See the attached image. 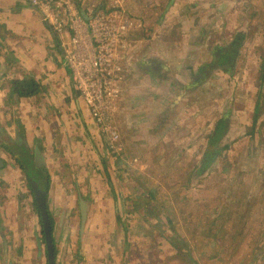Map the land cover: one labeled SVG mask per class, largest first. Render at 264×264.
<instances>
[{"label":"rangeland","instance_id":"374dc122","mask_svg":"<svg viewBox=\"0 0 264 264\" xmlns=\"http://www.w3.org/2000/svg\"><path fill=\"white\" fill-rule=\"evenodd\" d=\"M102 1L82 0L84 5ZM175 3L187 26L199 27L202 33L183 31L198 37L194 41L202 44L199 54L189 56L191 64L184 72L179 65L169 67L168 58L171 76L165 71L155 90L135 78L133 95L126 86L138 58L130 54L122 59V95L112 115L122 150L114 151L109 134L103 132V151L90 153L87 163V170L96 169V177H102L99 183L106 188L97 191L106 192L103 200L108 191L114 192L113 214L104 211L93 190L80 184L85 192L79 191L78 208L70 215L58 211V221L54 216L55 237L60 238L65 223L75 222L74 258L80 264L86 259L81 242L89 218L99 227L89 238L98 245L99 240L110 242L109 264L111 255L118 258L117 264H264V0H126L119 17L140 24L130 31L132 41L147 39L153 22L162 25ZM172 29L171 38L179 46L172 41L168 49L176 60L184 44H196L183 40L177 24ZM218 48L237 52L218 65ZM194 58L198 67L207 66L196 75ZM178 74L183 78L177 79ZM223 117L227 129L216 157L198 174L209 138ZM80 167L61 166L67 177L79 175ZM82 201L87 203L85 219ZM93 205L100 209L90 217ZM109 215L111 231L105 232L101 227ZM102 254L98 248L97 255Z\"/></svg>","mask_w":264,"mask_h":264},{"label":"crops","instance_id":"0c3cea01","mask_svg":"<svg viewBox=\"0 0 264 264\" xmlns=\"http://www.w3.org/2000/svg\"><path fill=\"white\" fill-rule=\"evenodd\" d=\"M87 5L83 4L82 8L85 10ZM179 6L176 4L168 11L162 25L160 21L153 22L154 26L151 27V34L147 39L133 37L130 54H134V57L137 55L138 64L134 70L136 73L127 83V94L133 95V88L136 87L133 82L136 80L140 84L148 83L150 88L154 89L158 87L157 80L163 79L165 71L169 70L171 76V69L166 65L168 58L169 67L173 69V64L179 65L184 72L191 64L189 56L199 54L202 44L198 45L194 41L198 40V37L192 34L184 35V32L195 31V36H201L202 33L199 34V27L190 29L187 26V19L178 14ZM175 24L180 26L178 32L181 31L182 34L184 31L183 40L186 39L189 43L190 39L191 43L196 44L195 49L184 44V48L175 53L176 60L170 56L168 49L172 41L176 47L179 46L176 40H172L170 33ZM167 37L170 38V43L167 42ZM68 39V33L61 35L54 31L29 0H0V264H48L41 215L34 204L32 177L27 175L12 151H31L33 156L43 153L44 166L51 179L48 209L53 218L56 216V221L58 211L70 215L78 208L79 191L84 190V187L85 190L86 187L93 190L92 196L102 203L104 211L113 214L114 192L111 194L108 191L109 195L104 201L103 193L106 192L97 191L106 188L99 183L102 177H96V169L92 172L86 169L91 154L103 151L104 134L74 87L63 48V43ZM191 61L196 75V70L199 71L201 66L198 67V58ZM152 66L154 72H151ZM177 76V79L183 78L180 74ZM26 77L39 81V92L32 97H21L17 94L10 97L11 80ZM130 88L132 90L129 93ZM127 110L129 109L126 108ZM65 163L69 169L81 166L79 175H64L61 166ZM80 184L85 186L80 188ZM74 187L76 189L72 193ZM111 187L107 185L110 190ZM105 205H110V209L105 208ZM92 207L95 209L91 208L90 217L100 209L94 205ZM99 213L95 214L97 218L101 215ZM112 221L109 215L101 230L110 232ZM74 224L75 222L65 223L60 238L54 236L56 264H80L74 258V252L78 248L75 246ZM98 228L89 218L83 238L85 240L81 242V247L86 253L83 264H109L106 255V252L112 253L109 251V240H99L98 245L95 239L89 238L90 233L96 232ZM98 248L102 249L105 255H97ZM111 257V263L117 264L118 258L113 255Z\"/></svg>","mask_w":264,"mask_h":264},{"label":"built area","instance_id":"2783aa9c","mask_svg":"<svg viewBox=\"0 0 264 264\" xmlns=\"http://www.w3.org/2000/svg\"><path fill=\"white\" fill-rule=\"evenodd\" d=\"M29 1L54 31L68 33L63 48L74 87L91 117L109 134L110 147L122 150L112 115L123 89L121 60L130 58V31L140 24L119 17L125 0L90 2L85 10L82 0Z\"/></svg>","mask_w":264,"mask_h":264},{"label":"trees","instance_id":"16d2710c","mask_svg":"<svg viewBox=\"0 0 264 264\" xmlns=\"http://www.w3.org/2000/svg\"><path fill=\"white\" fill-rule=\"evenodd\" d=\"M236 52H237V49L231 50L230 48H225V49L218 48L217 52L215 53L216 54L215 61H217V63L225 64L227 58L230 56L231 57L234 56ZM206 67L207 66L205 67L202 66L200 68L201 69L200 71L201 72L204 71ZM151 68H152L151 72H154L155 71L154 67L152 66ZM199 81L200 80L198 78L197 80H194L191 85H194V84L196 85V83H198ZM40 88L41 87H40L39 81L33 77H26L23 79H13L11 80V89L9 91V94H10V97H14L15 94L21 97H32L39 92ZM255 116L257 117V115ZM227 123L228 122H227L226 117H223L219 120L216 130L214 131V134L209 138V148L206 151L207 155L203 158V160L200 163V166L198 167L199 168L198 174H200L201 170L208 168L214 161L216 154H217V150H219L216 148L219 146L218 143L221 141L224 131L227 129ZM12 154H14L15 157L19 160V163L22 165L27 175L29 177L35 178L37 182L39 183V185L43 187L48 193L50 182H51L50 175L48 174L45 166L38 163L36 155L33 156L31 151H26L23 153H20V152L16 153L12 151ZM32 164L35 166H31ZM30 166L33 168H31ZM34 204H35L36 210L40 213L37 202L35 201ZM49 217L52 223V233H53L54 228H55V221H54V218L50 210H49ZM43 236L45 239V234H43ZM54 244H55V241H54ZM56 254L57 252H56V247H55V255Z\"/></svg>","mask_w":264,"mask_h":264},{"label":"water","instance_id":"95a60500","mask_svg":"<svg viewBox=\"0 0 264 264\" xmlns=\"http://www.w3.org/2000/svg\"><path fill=\"white\" fill-rule=\"evenodd\" d=\"M1 133V132H0ZM38 163L44 165V161L40 155H36ZM31 187L33 189L35 199L40 210L41 220L43 224V229L45 232L46 238V246H47V253H48V261L49 264H55V244L54 238L52 234V223L49 217V209L47 203V192L43 189L39 183L32 178L31 180ZM81 211H82V218L85 219L86 211H87V203L81 202Z\"/></svg>","mask_w":264,"mask_h":264},{"label":"flooded vegetation","instance_id":"af4514ba","mask_svg":"<svg viewBox=\"0 0 264 264\" xmlns=\"http://www.w3.org/2000/svg\"><path fill=\"white\" fill-rule=\"evenodd\" d=\"M238 42H239V41H238ZM234 49H236V48H234ZM228 60H229V58H227L226 63L228 62ZM226 63H225V64H226ZM217 64H218V65H224V64H221V63H217ZM202 66H204V65H202ZM202 66H201V67H202ZM201 67H200V68H201ZM181 85H183V84H181ZM183 86H187V85H183ZM183 86H182V87H183ZM188 86H189V85H188ZM169 110H170V109H169ZM34 199H35V195H34ZM35 201H36V199H35ZM42 225H43V224H42ZM43 230H44V229H43ZM53 233H54V232H53ZM53 233H52V234H53ZM43 234H45V232H44ZM53 238H54V241H55L54 234H53ZM45 243H46V238H45ZM47 255H48V253H47ZM48 264H49V261H48ZM55 264H56V259H55Z\"/></svg>","mask_w":264,"mask_h":264}]
</instances>
